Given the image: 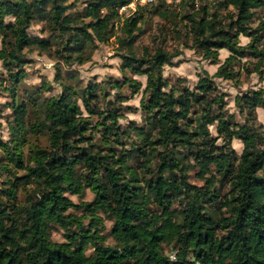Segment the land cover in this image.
Masks as SVG:
<instances>
[{
    "label": "trees",
    "instance_id": "trees-1",
    "mask_svg": "<svg viewBox=\"0 0 264 264\" xmlns=\"http://www.w3.org/2000/svg\"><path fill=\"white\" fill-rule=\"evenodd\" d=\"M64 1L0 0V61L8 68L10 84L3 89L10 94L12 116L10 138L0 141V147L6 164L23 171L0 188V264H264V130L253 124L255 108L264 109V89L235 97L239 112L245 111L242 124L225 112L222 94L211 96L212 76L237 80L238 71L231 65L243 57L254 61H244L240 69L261 77L264 20L251 24L264 0H212V9L178 0L191 4V11L181 15L168 10L171 4L164 0L136 2L121 20L124 38L116 41L126 49L120 67L145 77L139 107L146 128L137 129L141 143L132 150L113 151L108 138L118 143L119 114L110 108L91 123L72 99L75 91L62 84L64 92L45 101L42 120L33 125L45 126L48 150L34 146L24 162L27 105L14 99L16 84L25 76L22 49L48 52L50 46L48 39L27 33L31 21L42 20L48 34L60 41L57 52L64 59L81 63L88 58V48L114 36L115 21L121 17L117 10L132 0H87L80 17L66 14ZM148 10L161 18L185 20L190 46L209 63L218 62L220 49L227 57L213 75L203 71L192 89H166L162 66L178 51L157 48L146 58L132 51L137 24ZM7 17L11 20L4 21ZM240 35L248 38L246 44H239ZM108 83L115 89L121 84L139 88L132 78ZM93 87L86 86L81 95L88 115L101 113L91 103L96 98ZM212 125L220 144L210 134ZM95 132H100L102 147L94 142ZM233 138L242 144L238 155L231 147ZM150 156L157 157L155 164ZM129 159H136L137 166ZM190 162L206 186L200 191L186 180ZM208 167L213 175L206 177ZM20 183L32 186L33 199L25 205L12 202ZM221 187L227 188L222 196ZM86 188L94 195L90 202L76 204L66 195L80 196ZM179 197L182 205L174 213L170 206ZM149 201L158 213L149 209ZM77 207L82 217L67 213ZM98 211L111 220L112 245L104 243ZM81 218L87 219L85 226ZM54 226L63 229L65 241L50 240ZM163 244L174 247L172 257L163 252ZM86 248L91 251L86 253Z\"/></svg>",
    "mask_w": 264,
    "mask_h": 264
},
{
    "label": "rangeland",
    "instance_id": "rangeland-1",
    "mask_svg": "<svg viewBox=\"0 0 264 264\" xmlns=\"http://www.w3.org/2000/svg\"><path fill=\"white\" fill-rule=\"evenodd\" d=\"M156 1V0H155ZM87 0H65L63 2L66 5L65 13L70 16L78 15L79 17L84 13V7ZM165 3H170L168 10L175 9L178 14L189 13L191 11L190 3L177 4L178 0H164ZM212 0H193V7L197 8L200 5H207L209 9H212ZM156 3V2H155ZM149 9L148 5L144 9ZM163 8V7H162ZM133 9L123 11L120 19L115 21L114 36L110 37L104 43H96L94 46L88 48L85 53L87 60L78 63L76 61H70L64 59L57 51L60 47V41L54 40L52 36L45 30L44 23L38 18H34L27 28L29 35H36L44 37L50 41L48 52L39 51L37 49H22V56L24 62L21 64V69L25 72V76L16 84L15 89V101L24 102L27 105L25 122L27 123V132L25 134V144L21 147L23 154V160L26 161L29 150L34 146L39 148H46L48 150V134L45 130V126L35 127L34 123L42 120V110L44 103L50 97H57L63 93L62 84H67L75 91L72 99L80 106L82 116H87L91 123L95 122L106 113L110 108H114L116 113L119 114L117 118V128L119 132L118 143L115 140H111V146L113 151L116 152L122 150L128 151L134 149L136 145H139L140 138L137 136V129H145L146 125L143 120V112L140 110L139 102L144 97L142 88L145 85L144 75H137L132 73L129 69L120 67L121 55L125 53L126 49L118 46L116 37L124 38V34L120 29L121 20L124 16H127ZM178 15V17H179ZM84 22L89 19L87 17H81ZM11 18H4V21H9ZM259 20H264V7H260L254 10V16L252 24L255 25ZM186 21L178 22V18L171 17L161 18L156 14H153L151 10L143 13V18L137 24L139 31L132 44V51L136 55L135 57H147V55L153 53L154 50L160 48L166 53L174 54L178 51L176 56H173L168 64L162 66V76L166 79L167 87L174 88V93H177L182 87H188L192 89L196 83L198 76L202 75L205 71L208 75H213L217 66L227 57L228 52L225 49L218 50V62L215 64L209 63L208 60L203 59L199 51L190 46V41L187 35V28L185 27ZM248 42L247 37L239 36V44L244 45ZM61 53V51H60ZM244 61H254L251 57H243L238 61H234L231 65L233 70L238 71L236 77L237 80H227L220 77L212 76L214 90L211 96L215 94H222L223 109L226 113L233 115V121L242 124L245 119V111L239 112V108L235 104V97L242 95L243 93L251 90L264 89V67L261 70V77L255 72L245 74L240 69L241 64ZM250 68L249 64H246ZM14 71V68H10ZM7 70L0 61V141L5 142L10 138V131L8 129V123L11 121V97L7 90L3 87L9 85L7 78ZM59 72L58 75L56 73ZM123 78L136 79L139 82V88L134 91L129 88L127 84H121L118 89L112 87L108 81H121ZM88 85H93L94 93L96 94L95 100L92 99V106L101 110L100 114H87L81 105V95L83 90ZM253 124L258 126L262 131L264 130V109L261 107L255 108V119ZM134 127V128H133ZM210 134L215 138V143L220 144V138H216L214 126H209ZM94 142L96 146L102 147L98 142L100 132L94 133ZM98 137V138H97ZM231 147L236 154L240 153L242 144L238 139L233 138L231 140ZM94 149V146H92ZM106 149V148H102ZM105 151V150H104ZM135 153V152H134ZM132 153V155H134ZM152 163H156L157 157H149ZM139 161V158L136 157ZM136 159H129V164L133 167L137 166ZM7 160L0 147V188L7 187L8 183L12 181L14 176H20L23 174L22 170L16 169L13 165L6 164ZM188 164L187 182L194 186L197 190H202L206 186L202 179L197 176V167ZM153 164V165H154ZM155 166V165H154ZM80 172V168L78 169ZM142 175L139 172V177ZM213 175L211 167H208L205 176ZM143 177H147L146 174ZM30 184L20 183L17 186L16 192L12 202L16 205H25L27 200L33 199ZM217 187V183H215ZM226 187H221L220 195H224ZM66 195L72 200L73 203L90 202L94 195L86 188L80 196ZM180 197L172 200L170 209L174 210V213L180 209L182 202ZM148 207L151 211L158 213L159 208L152 201L148 202ZM67 213L74 214L75 216L82 217V211L80 207L70 208ZM102 218V227L99 228L100 233L104 237L105 244H114L115 241L110 235L111 220L102 215L99 211L96 212ZM179 220V216H176ZM83 225L85 226L87 219L81 218ZM216 234L221 236L222 230H217ZM49 238L54 242L65 241L64 231L58 226L51 228ZM163 252L169 257L173 256L174 247L171 244H163ZM90 248H86L85 252L89 253Z\"/></svg>",
    "mask_w": 264,
    "mask_h": 264
},
{
    "label": "built area",
    "instance_id": "built-area-1",
    "mask_svg": "<svg viewBox=\"0 0 264 264\" xmlns=\"http://www.w3.org/2000/svg\"><path fill=\"white\" fill-rule=\"evenodd\" d=\"M149 1H153V0H132L130 3L120 6L117 10V12L120 14L125 10L128 9H133L135 6V3L138 2L139 4L145 3V2H149Z\"/></svg>",
    "mask_w": 264,
    "mask_h": 264
}]
</instances>
